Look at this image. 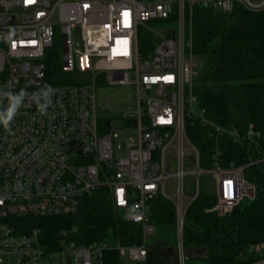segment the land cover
Returning <instances> with one entry per match:
<instances>
[{"label": "built area", "instance_id": "1", "mask_svg": "<svg viewBox=\"0 0 264 264\" xmlns=\"http://www.w3.org/2000/svg\"><path fill=\"white\" fill-rule=\"evenodd\" d=\"M236 5L249 12L264 10V0H0V93L27 92L9 128L0 124V264H104L109 251L120 261L127 257L145 264L156 247L148 241L155 234L149 202L157 195L174 206L172 261L186 264L184 217L200 190L184 205V177L197 182L211 176L216 198L211 212L219 217L254 198L245 167H222L216 152L210 168H201L185 131L190 119L219 136L238 138L193 109L200 62L188 36L194 10L229 14ZM158 24L166 29L156 32L152 26ZM55 27L61 35V71L73 81L51 86L55 93L45 97V57L53 48ZM10 31L15 34L9 40ZM106 87L132 91L133 111L120 117L119 133L132 135L123 152L114 146L113 118L98 117L107 108L98 109L97 89ZM46 102L44 115L37 105ZM7 107L0 95V111ZM251 137L249 129L244 139ZM184 144L194 154L190 171L184 170ZM170 180L173 196L166 192ZM103 188L113 208L128 209L127 221L139 225V244H67L48 253L37 229L18 234L10 222L73 216L84 197ZM251 248L259 259L249 264H264V243Z\"/></svg>", "mask_w": 264, "mask_h": 264}, {"label": "trees", "instance_id": "2", "mask_svg": "<svg viewBox=\"0 0 264 264\" xmlns=\"http://www.w3.org/2000/svg\"><path fill=\"white\" fill-rule=\"evenodd\" d=\"M191 20V50L200 62L193 82L198 107L210 125L235 132L238 138L219 136L211 127L189 119L185 124L188 141L197 150L203 169L210 168L216 152L222 167H245L244 178L253 186L254 198L219 217L211 212L215 196L199 191L184 217L183 247L205 252L198 264H249L259 259L252 260L249 247L264 243V10L249 12L237 5L229 14L196 9ZM45 66L46 85L73 81L62 73L60 52L54 47L46 54ZM249 129L252 137L245 140ZM128 211L113 208L103 188L84 197L73 216L10 218V222L18 234L37 229L48 253L67 244L116 241L120 246L137 245L140 227L127 221ZM149 218L158 234L155 244L174 247L170 240L175 233L172 203L160 195L153 197ZM104 264H120L117 253L107 252ZM186 264L194 261L187 259Z\"/></svg>", "mask_w": 264, "mask_h": 264}, {"label": "rangeland", "instance_id": "3", "mask_svg": "<svg viewBox=\"0 0 264 264\" xmlns=\"http://www.w3.org/2000/svg\"><path fill=\"white\" fill-rule=\"evenodd\" d=\"M192 19V18H191ZM192 21V20H190ZM191 24V22H190ZM153 30L156 32H160L161 30L166 29L165 24H158L152 26ZM189 39L190 38V31H189ZM53 47L57 49L60 52L61 55V35H60V28L55 27L54 29V38H53ZM119 88H112V87H106L102 90L97 89V107L98 109L102 106H106V110L104 112L99 111L98 117L99 119H106V118H113L111 122V129L117 131L115 133L116 137L114 139V146H119L122 152L125 150V140L127 136H132L129 133H119V130L123 127V122L120 119L123 112H132L133 111V102H132V91L128 88H124L119 92ZM195 113L199 114L201 111L198 108L197 105L193 107ZM188 145L184 144V148L186 149V158L184 159V170L190 171L193 169V166L191 164L192 159L194 158V154L188 150ZM175 171V163L172 167V173ZM198 183V186L196 184ZM167 195L173 196L174 188H173V182L170 180L167 183ZM196 188L200 190L203 194L207 195H213L215 193L213 181L210 175H203L197 182L195 179L186 176L182 180V189H183V195L185 197L184 205L187 204V199H190L196 192ZM174 231V229H173ZM158 240V234L156 233L155 236L148 241L149 244L156 243ZM170 240L175 242V233L173 232V235L171 236ZM185 256L187 259H191L194 261V264H198V259L205 256V252L202 249H190L188 251H185ZM247 254L249 256H252V260L255 259V257H258V254H256L255 249H249L247 250ZM54 256H52L53 258ZM186 259V260H187ZM54 261V258H53ZM5 263L3 260L2 263ZM10 264H14V261L11 260ZM120 264H135L130 262V260L127 257H124L121 259ZM144 264V263H141Z\"/></svg>", "mask_w": 264, "mask_h": 264}, {"label": "clouds", "instance_id": "4", "mask_svg": "<svg viewBox=\"0 0 264 264\" xmlns=\"http://www.w3.org/2000/svg\"><path fill=\"white\" fill-rule=\"evenodd\" d=\"M14 31H10L9 36L7 39H11V37L14 35ZM47 91L44 92L45 97H48V93L52 92L55 93V89H53L50 85H45L44 88ZM27 92L25 90H21L19 93H12L11 91L0 93L3 97H6L8 100V107L6 111H0V124L4 126L5 129H8L10 126V122L14 119L16 116L19 108L22 106V101L24 100ZM38 109L41 114L46 115L47 114V108L49 104L46 102L45 104L37 105Z\"/></svg>", "mask_w": 264, "mask_h": 264}, {"label": "water", "instance_id": "5", "mask_svg": "<svg viewBox=\"0 0 264 264\" xmlns=\"http://www.w3.org/2000/svg\"><path fill=\"white\" fill-rule=\"evenodd\" d=\"M171 36L173 32H167ZM163 250V248H165ZM173 251L170 246H164L157 244L156 247L152 248L147 254L146 264H175L172 261Z\"/></svg>", "mask_w": 264, "mask_h": 264}, {"label": "snow or ice", "instance_id": "6", "mask_svg": "<svg viewBox=\"0 0 264 264\" xmlns=\"http://www.w3.org/2000/svg\"><path fill=\"white\" fill-rule=\"evenodd\" d=\"M26 2H32V0H26ZM121 202H123V201H121Z\"/></svg>", "mask_w": 264, "mask_h": 264}, {"label": "crops", "instance_id": "7", "mask_svg": "<svg viewBox=\"0 0 264 264\" xmlns=\"http://www.w3.org/2000/svg\"><path fill=\"white\" fill-rule=\"evenodd\" d=\"M157 245V244H156ZM165 248H163V250H164Z\"/></svg>", "mask_w": 264, "mask_h": 264}, {"label": "flooded vegetation", "instance_id": "8", "mask_svg": "<svg viewBox=\"0 0 264 264\" xmlns=\"http://www.w3.org/2000/svg\"><path fill=\"white\" fill-rule=\"evenodd\" d=\"M172 249V248H171ZM172 251H173V249H172Z\"/></svg>", "mask_w": 264, "mask_h": 264}, {"label": "bare ground", "instance_id": "9", "mask_svg": "<svg viewBox=\"0 0 264 264\" xmlns=\"http://www.w3.org/2000/svg\"><path fill=\"white\" fill-rule=\"evenodd\" d=\"M185 253V252H184ZM186 258V257H185Z\"/></svg>", "mask_w": 264, "mask_h": 264}]
</instances>
